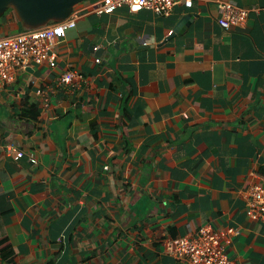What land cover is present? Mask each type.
Listing matches in <instances>:
<instances>
[{
	"label": "crops",
	"instance_id": "obj_1",
	"mask_svg": "<svg viewBox=\"0 0 264 264\" xmlns=\"http://www.w3.org/2000/svg\"><path fill=\"white\" fill-rule=\"evenodd\" d=\"M92 1L56 66L0 86V264H190L164 240L206 224L237 230L232 264H264V223L246 216L264 184V0H226L248 10L230 29L215 0L169 16ZM67 70L81 82L61 85Z\"/></svg>",
	"mask_w": 264,
	"mask_h": 264
},
{
	"label": "built area",
	"instance_id": "obj_2",
	"mask_svg": "<svg viewBox=\"0 0 264 264\" xmlns=\"http://www.w3.org/2000/svg\"><path fill=\"white\" fill-rule=\"evenodd\" d=\"M219 10L218 23L224 29H230L245 23L248 13L235 3L226 0H215ZM183 3L191 7L193 0H95L89 3L86 13L113 14L117 9L126 6L130 13L141 10H151L158 15L169 16L174 8ZM82 11L74 10L62 21L48 23L38 28H31L8 33L0 36V86L15 79L18 70L30 64H48L51 67L57 64V55L53 50V43L65 37L66 30L76 25ZM174 31L170 30L169 34ZM94 51L99 49L93 47ZM101 58L97 57L96 62ZM83 75L75 70H67L59 77L61 85H73L81 82ZM13 157L19 160L25 156L24 151L11 148ZM33 164L38 159L31 155ZM246 216L252 220L264 223V184H255L247 193ZM238 232L230 227L224 230H215L206 224L198 228L193 235L169 237L164 240L168 253L181 260H188L190 264H232L228 254L232 236Z\"/></svg>",
	"mask_w": 264,
	"mask_h": 264
},
{
	"label": "water",
	"instance_id": "obj_3",
	"mask_svg": "<svg viewBox=\"0 0 264 264\" xmlns=\"http://www.w3.org/2000/svg\"><path fill=\"white\" fill-rule=\"evenodd\" d=\"M83 1L86 0H0V19L6 10L12 8L21 24L38 28L48 24L49 21L64 20L70 15L74 7ZM191 18L190 14L184 15L174 28L173 34L182 33L183 29L190 23Z\"/></svg>",
	"mask_w": 264,
	"mask_h": 264
},
{
	"label": "rangeland",
	"instance_id": "obj_4",
	"mask_svg": "<svg viewBox=\"0 0 264 264\" xmlns=\"http://www.w3.org/2000/svg\"><path fill=\"white\" fill-rule=\"evenodd\" d=\"M84 2V1H83ZM78 5V4H77ZM76 5V6H77ZM75 6V7H76ZM10 13V12H9ZM8 13V14H9ZM54 21H49L48 23H53ZM2 27L0 28V36L2 35V31H4V32H7V30H9V26H3V24L1 25ZM17 26H18V29L20 28V29H22V30H25V29H31L32 27L31 26H28V25H25V24H21L20 22H18L17 23ZM10 30H11V28H10ZM13 31H15V30H13ZM13 31H11V32H13Z\"/></svg>",
	"mask_w": 264,
	"mask_h": 264
},
{
	"label": "trees",
	"instance_id": "obj_5",
	"mask_svg": "<svg viewBox=\"0 0 264 264\" xmlns=\"http://www.w3.org/2000/svg\"><path fill=\"white\" fill-rule=\"evenodd\" d=\"M12 13L13 12V10H12V8H9L8 10H6V12L1 16V19H0V23H1V25L3 24V21H4V18L8 15V13ZM15 15V14H14ZM15 18H16V16H14ZM16 20H17V18H16ZM18 21V20H17ZM19 22V21H18ZM2 27V26H1Z\"/></svg>",
	"mask_w": 264,
	"mask_h": 264
}]
</instances>
